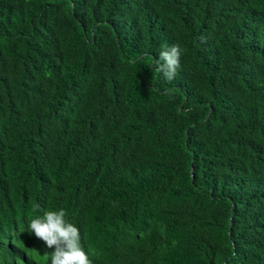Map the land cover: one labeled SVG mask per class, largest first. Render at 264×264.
<instances>
[{
	"label": "trees",
	"instance_id": "trees-1",
	"mask_svg": "<svg viewBox=\"0 0 264 264\" xmlns=\"http://www.w3.org/2000/svg\"><path fill=\"white\" fill-rule=\"evenodd\" d=\"M60 208L93 264H264V0H0V264Z\"/></svg>",
	"mask_w": 264,
	"mask_h": 264
},
{
	"label": "clouds",
	"instance_id": "clouds-1",
	"mask_svg": "<svg viewBox=\"0 0 264 264\" xmlns=\"http://www.w3.org/2000/svg\"><path fill=\"white\" fill-rule=\"evenodd\" d=\"M181 52L178 45H172L162 50L159 59L155 61L157 70L162 71L168 81L175 78L181 67ZM32 207L34 212L40 209L38 203ZM66 215L63 208L46 210L29 222L30 234L42 241L46 248L52 249L46 264H93L82 246L79 228L66 220Z\"/></svg>",
	"mask_w": 264,
	"mask_h": 264
}]
</instances>
